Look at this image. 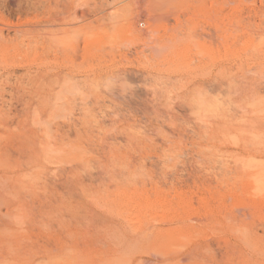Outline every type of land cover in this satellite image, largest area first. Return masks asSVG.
I'll return each mask as SVG.
<instances>
[{
	"label": "rangeland",
	"instance_id": "obj_1",
	"mask_svg": "<svg viewBox=\"0 0 264 264\" xmlns=\"http://www.w3.org/2000/svg\"><path fill=\"white\" fill-rule=\"evenodd\" d=\"M10 132L24 150L0 177L25 185L18 201L44 185L49 198L47 228L14 220L48 250L36 264H196L203 245V264H250L264 251V0H0ZM239 196L260 200L247 232Z\"/></svg>",
	"mask_w": 264,
	"mask_h": 264
},
{
	"label": "bare ground",
	"instance_id": "obj_2",
	"mask_svg": "<svg viewBox=\"0 0 264 264\" xmlns=\"http://www.w3.org/2000/svg\"><path fill=\"white\" fill-rule=\"evenodd\" d=\"M47 19L49 20V18H47ZM48 20H47V22H48ZM52 20H54V19H52ZM52 23L53 22H51L50 25H52ZM53 25H54V23H53ZM17 32H18V30H17ZM149 33H150V30H149ZM144 35H146V34H144ZM147 37H148V34H147ZM149 37H150V35H149ZM151 40H152V38H151ZM150 48H152L154 50H157V49H160L161 47L160 46H157V45H154V46H150ZM62 80H60V81H62ZM63 85H64V82H63L62 86ZM6 128L8 129V127H6ZM7 129H5V130H7ZM2 136H0V160L3 161V163H5V161L6 162L8 161L7 164L10 165L9 164V161H14L13 159H15V160L18 159L19 160V157L21 156V153H22L21 151L24 150L23 149V145L22 144H19L17 142V140L15 139V137L12 135V132H10V135H6L5 137H2ZM27 148H29V147H27ZM27 148H25V149L27 150ZM24 153H26V152H24ZM28 154L30 155V153H28ZM27 157H28V160H30L29 159L30 157L28 155H27ZM1 161H0V163L2 164ZM10 163L12 165L13 162H10ZM3 165H5V164H3ZM4 175H7V173L4 174ZM4 175L2 173V176H4ZM8 176L7 177H0L7 184L6 187H8L10 189V191H5L4 190L5 188H3L2 186L0 187V264H36V262H38V260H41V259L43 260V259H47L48 258V255H47L48 250L46 249V247H44L42 251L41 250L39 251L38 246L36 245V243H34L32 241V237L31 236H29V237H27V236L23 237V236L19 235L17 233L16 229L14 228V223H15L14 220L16 218L17 219L19 218V220H21L24 223L30 224L31 226L36 225L38 223L37 225H40L41 224L40 226L43 229L44 228H47V226L49 224V216H50V206H49V203H48V201H49L48 199L49 198L47 199V197H48L47 196V188L44 187L45 186L44 185L42 187V192H41L40 196L37 195L36 197L35 196L34 197H30V200L28 199V201L21 202V201H18L17 200V196H18L17 189H18L19 183L16 185L17 182L16 181L13 182V179L12 178H9ZM14 178H15V176H14ZM20 178L21 177H19V179ZM19 179H17V180L20 181L21 179L20 180ZM4 182H2V183H4ZM20 184L21 185L19 187L20 188H24L25 185L23 186L22 183H20ZM2 185H4V184H2ZM19 191H20V193H19V195H20L22 193V190H19ZM23 194L25 195V193H23ZM20 199H22V198H20ZM235 203H236L235 208H238V214L239 215L237 217H235L236 220H237V222L235 220H233V221L235 222V224L239 222L238 225H236V226H240V228L238 227V229L240 230V229H242V227H244V229H245L246 226L247 227L248 226H251L254 229V227L251 224H253L252 221L254 220L255 216L257 215V212L259 211V208H260V200L248 199L247 197L239 196L238 198H236ZM235 216H236V214H235ZM250 218H252L253 220L252 221L249 220ZM233 219H234V217H233ZM16 223H17V221H16ZM248 224H250V225H248ZM247 227H246V229H247L246 232L248 230H250L249 227L248 228ZM253 229H252V231H253ZM32 230H33V228H32ZM34 230H36V229H34ZM45 230H47V229H45ZM259 230H262V228L259 229ZM242 231H239V232L241 233ZM252 231H250V232L253 233ZM257 232H259L258 229H256V231H255L256 234H254L255 235L254 237L255 238L257 237V240H258V238L260 240L261 239H264V238H262L264 236V230L262 231L263 233L260 231L262 233V235H260L261 237L258 236L259 233H257ZM244 236L247 237V235H244ZM252 236L253 235L251 234V236H249L248 239H253L254 242H255V238H252ZM46 238H48V237H46ZM250 242H253V241L250 240ZM260 242L263 243L264 241H260ZM260 242L258 243V245L255 242L256 245L258 246V248H257L258 250H259V247L262 245V243H261V245L259 246ZM254 245L252 244L250 246V248H252L253 250L254 249L256 250V248H254ZM256 245H255V247H257ZM202 247L199 246V247H196L195 248L196 249V252H195L196 257L195 258L197 259L196 264L197 263L198 264H200V263L203 264V261L204 260L202 258H204L203 256H205L208 253L207 250H209V252L212 253L210 251V248L208 247V245H207V247L206 246H204V248H202ZM205 247L206 248H209V249H207V250L204 251L203 249H206ZM250 248L248 249L249 251L251 250L252 252H255V250L253 251ZM262 248L263 247L261 246V249ZM261 249H260L261 252L260 251H257V252H255V255H256V253H260L261 254L262 251H263V249L262 250ZM241 251H243V250H241ZM241 251L239 250V251H237V253L238 252L240 253ZM244 252H242V253H244ZM230 253L232 254L234 252H230ZM237 253H235L234 256L236 258H238V259L240 258L239 256L243 257L242 255L245 254V253L244 254L241 253L242 255L240 254L238 256ZM246 253H249V255H250V252L247 251ZM223 254H224V252H223ZM263 254H264V251H263ZM263 254H262V256H264ZM249 255L247 254V256H249ZM251 255H253L252 257L254 258L255 255L253 253H251ZM251 255L249 256L250 259H251ZM228 257H227V260H229ZM235 257H232V258L235 259ZM255 257L256 258L254 260H253V258L251 259L252 262L249 261L250 259L248 260V262H251L253 264L255 262L256 264H258L259 263L258 259L261 258V257L260 256L259 257L258 256H255ZM201 259H202V262H201ZM224 259L226 260V258H224ZM225 260H223L222 263H224ZM255 260H257L258 263ZM260 262L262 264H264L263 263V260H260ZM217 264H221L220 260L217 262Z\"/></svg>",
	"mask_w": 264,
	"mask_h": 264
}]
</instances>
